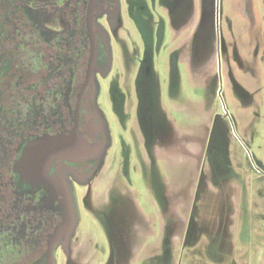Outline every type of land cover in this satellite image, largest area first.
<instances>
[{"label":"flooded vegetation","instance_id":"obj_1","mask_svg":"<svg viewBox=\"0 0 264 264\" xmlns=\"http://www.w3.org/2000/svg\"><path fill=\"white\" fill-rule=\"evenodd\" d=\"M216 5L0 0V264H58L57 256L64 264H129L137 256L179 264L178 250L197 242L202 228L194 218L176 224L171 218L166 183H155L162 159L190 162L197 189L206 191L212 179L225 195L221 209L233 211L235 189L220 169L226 165L223 120L215 117L205 134L189 130L178 111L190 73L227 65ZM101 95L122 130L115 178L100 171L110 141L97 105ZM75 125L89 145L102 146L98 159H55L39 177L19 171L31 141L69 134ZM137 175L163 213L154 242L144 237L149 231L131 192ZM85 216L93 227L86 234ZM226 223L219 218L211 226L218 247L227 240L221 236Z\"/></svg>","mask_w":264,"mask_h":264},{"label":"rangeland","instance_id":"obj_2","mask_svg":"<svg viewBox=\"0 0 264 264\" xmlns=\"http://www.w3.org/2000/svg\"><path fill=\"white\" fill-rule=\"evenodd\" d=\"M216 10L221 37L229 45L227 65L222 62L214 72L190 73L178 111L188 117L189 130L199 128L200 133L207 134L215 117L223 120L227 131L226 165L220 169L225 168L227 187L235 189L231 198L235 207L231 212L221 209L225 195H218L219 187L210 178L206 191L198 190L197 168L190 162L172 157L157 161L161 177L154 181L159 186V178L166 183L175 224L194 218L202 228L197 242L184 251L178 250L175 257L179 264H264V0H217ZM97 105L110 132L100 171L115 178L119 173L122 130L110 117L105 95L98 98ZM132 180L131 192L149 231L144 237L154 242L161 233L158 227L163 224V213L150 201L146 178L137 175ZM219 218L227 220V228L221 233L227 240L221 247L212 242L211 226ZM81 225L89 233L93 228L86 216ZM57 258L58 264L65 263L62 256ZM129 264L156 263L137 256Z\"/></svg>","mask_w":264,"mask_h":264},{"label":"water","instance_id":"obj_3","mask_svg":"<svg viewBox=\"0 0 264 264\" xmlns=\"http://www.w3.org/2000/svg\"><path fill=\"white\" fill-rule=\"evenodd\" d=\"M76 130L75 125L69 134L43 136L31 141L19 160V171L39 177L47 172L50 163L55 159L71 163L98 159L102 146L89 145Z\"/></svg>","mask_w":264,"mask_h":264}]
</instances>
